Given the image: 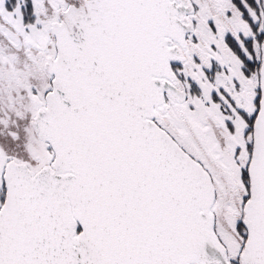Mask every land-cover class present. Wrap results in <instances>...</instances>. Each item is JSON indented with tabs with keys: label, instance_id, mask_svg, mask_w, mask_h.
<instances>
[{
	"label": "snow or ice",
	"instance_id": "1",
	"mask_svg": "<svg viewBox=\"0 0 264 264\" xmlns=\"http://www.w3.org/2000/svg\"><path fill=\"white\" fill-rule=\"evenodd\" d=\"M0 264H264V0H0Z\"/></svg>",
	"mask_w": 264,
	"mask_h": 264
}]
</instances>
